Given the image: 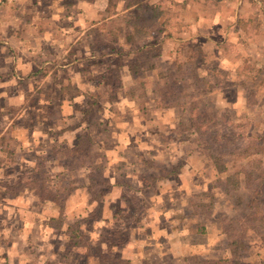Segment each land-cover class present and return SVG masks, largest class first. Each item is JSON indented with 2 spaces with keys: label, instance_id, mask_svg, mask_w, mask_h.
<instances>
[{
  "label": "rangeland",
  "instance_id": "rangeland-1",
  "mask_svg": "<svg viewBox=\"0 0 264 264\" xmlns=\"http://www.w3.org/2000/svg\"><path fill=\"white\" fill-rule=\"evenodd\" d=\"M7 1L14 5L19 0ZM105 1L97 0V3L103 7ZM126 1L121 0L118 7L123 9ZM134 1L136 4L129 10L131 16L140 12L138 4H145V9L149 12L150 5L156 0ZM172 1L170 3V0H164V4L174 11L171 16L172 24L167 25L164 32H159L157 29L162 18H157L151 28V35L143 40L152 47L142 61L146 69L137 77V81L145 82V112H140V101L136 98L127 100L120 96L112 104H101V111H106L109 115L104 121L112 126L107 129V141L100 140L96 147L104 153V148L120 146V158L114 164L108 166L104 154L107 164L105 172L111 178L114 177V182L121 188L119 195L105 197L99 202L83 201L80 206L76 201L79 198L72 201L70 206L65 199L60 212L59 197L41 201L32 194L31 189L8 193L0 184V264H96L97 255L106 251L107 239L112 230L126 228L125 224L112 217L117 209L132 214V218L126 228L128 240L114 246L111 254L130 259L131 264H186L183 258L190 254L216 257L227 254L226 223L229 218L240 216L244 209L233 206L224 193L217 192L207 218L191 213L194 209L192 203L196 200L194 195L206 188V183L215 173L202 149L194 141V134L185 128L188 122L187 109L181 106L162 108L159 105V93L155 89L157 72L167 69L171 61L182 60L183 40L192 39L206 52L207 59L200 64L197 76L185 75L187 86H183L184 80L180 81L178 91H187L202 109L215 111L221 129L242 135L243 139L254 135L264 136V68L256 73L264 65V25L260 28L257 16L258 10L262 14L263 8L258 7L259 3L256 1L264 3V0H252L255 4L251 3V9L245 11L247 15L237 18L245 23L252 39L246 42L234 31L228 36L230 40L223 43L218 42L222 35L218 29L214 31L215 22L207 19L210 17L201 19L196 15L201 11L214 13L218 0ZM229 2L232 3L227 4V13L237 10L240 14V6L236 4V0ZM26 3L27 0H24L23 4L18 3L14 7L17 11L24 12ZM19 4L24 8L18 10ZM7 9L4 12L5 9L0 7V50L1 46L6 47L0 51V135L4 133L11 137L10 147L22 169L32 171L44 166L52 178L51 182H54L56 173L61 169L59 159L62 153H55L53 145L59 149L65 145L57 137L54 142L49 137H43L40 141V137H36L35 145L38 146L29 152L23 149L26 144L20 142L29 133L19 135L14 128L17 124L29 123V120L40 125L45 117L43 114L36 117L35 112L46 109L60 111V101L49 100L48 103L37 99V87L42 83L40 77L45 70H50L39 65L47 57L45 54H36L34 59L38 63L31 72H36L35 85L28 83L26 78L30 69L13 68L12 54L19 47V35L9 36L4 32L8 25L2 18L4 13L15 11L12 6L10 10ZM194 17L197 19H193ZM238 20L228 18L226 30L232 31L236 25L240 26ZM10 22L13 24L12 19ZM41 22L43 29H55L50 21ZM30 34V28H25V38ZM100 41L104 49L114 45L109 37H103ZM157 52L159 55L154 56ZM20 54L24 59L30 55L27 51ZM101 60L106 62L108 58ZM93 61L97 63L98 60L95 58ZM126 61L127 58L121 60L123 63ZM91 70L97 71L88 67L87 75H92ZM122 75L123 79L130 80L125 68ZM204 81L214 85L210 91H205L209 86ZM137 85L135 81L127 87L136 86L137 94L140 92ZM48 87L49 85L44 84L40 86L43 89ZM20 89L25 91L23 95L16 93ZM27 89H31L30 92ZM92 91H101V88ZM248 93L251 101H247ZM24 111L32 113L27 120L24 116L19 117ZM119 111L129 121L128 127L120 126L117 119ZM131 114L135 116V120H131ZM54 119L60 120L59 116ZM108 119H112V123ZM30 135L33 137V134ZM121 140L127 141L124 147ZM42 143L45 147L40 148ZM0 155L4 154L0 152ZM24 155L28 159L36 156L37 160H34L35 163L24 160L20 163L18 158H23ZM143 159H147V162ZM6 161L1 162L0 182L14 180L15 174L6 175L4 170L16 163H5ZM178 162L181 166L177 168L176 174L165 176L166 171ZM81 171L73 170L77 180L81 178ZM240 193L244 198L247 195L243 190ZM53 217L57 220L53 221ZM58 224L60 226L57 227ZM245 240L247 249L241 256L242 259L245 262L262 260L264 240L252 231L247 232ZM76 241L78 245L73 244Z\"/></svg>",
  "mask_w": 264,
  "mask_h": 264
},
{
  "label": "trees",
  "instance_id": "trees-1",
  "mask_svg": "<svg viewBox=\"0 0 264 264\" xmlns=\"http://www.w3.org/2000/svg\"><path fill=\"white\" fill-rule=\"evenodd\" d=\"M172 2L170 0V3ZM132 4H136V1L129 0L127 6ZM144 5L138 4L140 12L134 16H128L125 13L116 14L115 0H107L101 21L91 22L94 46L101 49L100 40L103 37H109L114 45L112 48H105L107 52L103 53L108 58L105 70L91 76L87 75L89 76L88 81L96 82V88H101V91L84 92L86 97L84 107L74 104L80 113L78 124H84L82 131L77 134L72 145H66L61 149L53 145L55 153H62L59 159L61 169L56 173L54 182H51L52 178L44 166L34 168L32 171L22 169L14 158V150L10 147L11 137H7L4 133L0 135V152L4 154L0 155V166H2L1 162L6 159L8 162L16 163L10 169L4 170L6 175L15 174L12 182L6 180L0 182L6 192L15 193L31 189L34 196L41 201L59 197L60 212L65 199L79 186L85 188L90 202H99L110 192L115 182L105 175V155L96 147V144L103 140L107 133L105 122L98 116L101 104L104 102L112 104L120 92H125L130 98L139 99L140 112H145L144 102L147 98L144 89L145 82L144 80L137 81V77L145 71L146 67L142 61L152 47L143 40L151 35V28L157 18H162L157 30L164 32L167 25L171 23V16L174 13L170 6L164 4V0H156L152 3L149 12ZM238 23L247 32V26L241 19ZM182 46L184 47L183 59L171 61L167 69H160L157 72L155 89L158 90L159 105L162 108L181 106L187 109L188 122L185 128L194 134V141L202 149L215 173L206 183L205 190L194 195L196 200L192 203L194 209L191 213L201 214L207 218L217 192L224 193L233 206H241L244 209L240 216L229 218L226 223L227 254L225 256L190 254L184 256L183 259L186 264H264V256L262 260L250 262H245L241 257L247 249L245 238L248 231L258 234L264 240V136L254 135L243 139L242 135L221 129L215 111L202 109L199 102L187 91L182 93L178 91L180 81L184 80L183 86H187L185 75L197 76L200 64L207 59L206 52L192 39L183 40ZM137 54L139 55L136 57ZM158 55L159 52L154 53V56ZM126 58L125 63L121 62ZM124 65L127 66L131 80L136 81L137 86L140 87V92L137 94L135 93L136 86L127 87L124 84L122 75ZM263 68L264 65L260 66L256 73H260ZM58 81L61 85V92H68L72 97L74 91H78L71 81L64 83L62 78ZM206 84L209 87L205 91H210L214 86L208 82ZM246 96L247 101H251L249 93ZM66 128L67 126L62 127L54 134L59 135ZM230 156H233L232 159H228ZM143 160L147 162V159ZM180 166L179 162L172 165V168L164 175L176 174ZM75 169L82 170L81 179L75 178L76 175L73 173ZM242 190L247 194L245 198L240 193ZM112 217L125 224L127 228L132 214L117 209ZM52 220L57 219L53 217ZM126 228L112 230L110 238L107 239L106 251L97 255L96 264H131L130 259L115 257L111 254L114 246L128 240ZM201 228L204 229V227ZM73 244L78 245L79 243L76 241Z\"/></svg>",
  "mask_w": 264,
  "mask_h": 264
},
{
  "label": "crops",
  "instance_id": "crops-1",
  "mask_svg": "<svg viewBox=\"0 0 264 264\" xmlns=\"http://www.w3.org/2000/svg\"><path fill=\"white\" fill-rule=\"evenodd\" d=\"M107 1V0H106ZM106 1L104 6H100L97 3V0H66L63 2V0H27V3L24 7H26V11H17L14 6H17L18 3H24V0H19L17 3L14 2V5H11L9 1L7 0H1L0 1V7L4 8L6 12L7 10H10V6L14 8L15 11L10 13V11H7V13L3 15L2 18H4L7 21V26L5 28V33L10 35H19L17 37L18 42V54H16L17 50L14 49L12 61H13V68L16 69H30L28 73H26V78L28 83H32V85H35V77L36 72L31 73L32 70L38 66V63L34 62V59L39 54H45L47 57L44 58L39 65L42 67H47L50 70L44 71L40 78H42V83L37 87V99L41 101H49V100H59L60 103H58V107L60 108V111H52V109H49L46 111H36L35 116L38 117L41 114L44 115V120L39 125L38 123L31 122L29 120V123H22L20 125H16L14 128L18 134H27L29 135L24 139L23 136L21 143H25L26 145L23 146V149H26L27 151L31 152L33 148H35L36 144V137L39 138V141L42 140L43 137H49L51 142H54L55 138L57 137L60 142H62L65 146L66 145H72L74 143L75 137L77 134L82 131L84 124H78V121L80 119V113L79 110L74 107V104L78 105L79 107H84L86 105V97L84 96V92L92 91L96 88L97 83L94 81H88L86 75L89 74L86 69L94 68L97 71L91 70L92 75L96 74V72H103L107 66L108 60L106 62L103 60L100 61V59H105L107 56L103 55L104 52H107L106 49H100L96 48L93 43V34L91 32L92 23L96 21H101L103 16V10L106 6ZM123 1V0H122ZM204 1V0H202ZM230 0H218L216 6L217 8L214 10V13L207 14L204 12H197L196 15L201 19H210V21L215 22V29H218V32L222 35V38L218 41L219 43H223L225 40H230L228 36L231 35L232 32L239 34L240 37H243V40H246V42L250 41L251 34L247 33L244 28L241 26L236 25V28H232V31L226 30L225 27L228 25V18H233L234 21L238 20L237 18H243V16L247 15V10L249 8L251 9V3L255 4L252 0H236V4L240 6L238 13L237 10H233L231 13H227V4L229 5ZM263 1V0H262ZM121 0H115L117 11L116 14L125 13L128 16H131L129 14V10L134 7L135 4H132L130 6H127L129 0L126 1L125 6L122 8H119ZM259 3L258 7L263 8L262 14L259 12L261 10H258L257 16L259 20L260 28L263 27L264 21L262 20L264 18V3L261 1H256ZM22 4L18 5L19 8H24ZM224 4V5H223ZM60 5V6H57ZM65 5V6H64ZM68 5L69 7L67 8ZM60 7V8H57ZM239 8V7H238ZM62 11H61V10ZM122 9V10H120ZM237 9V8H236ZM259 9V8H258ZM59 10V11H55ZM247 11V12H245ZM19 12H22V14H19ZM127 12V13H126ZM245 12V13H244ZM24 13V14H23ZM201 15H200V14ZM260 13V14H259ZM206 17V18H205ZM12 19L13 24H11L10 20ZM193 19H197V17H194ZM50 21L52 24L55 25V29L46 28L43 29V25L41 21ZM23 21L22 23L18 24V22ZM221 26V28H220ZM25 28H30L31 34L25 38L24 32ZM220 30V31H219ZM56 32V33H54ZM61 35L62 37H58V35ZM230 34V35H229ZM250 34V35H249ZM7 35V36H8ZM8 36V37H9ZM149 37V36H148ZM245 37V38H244ZM248 37V38H247ZM250 37V38H249ZM6 42V41H5ZM5 47V46H3ZM1 46V50H4ZM23 47V48H20ZM6 49V47H5ZM27 51L28 58L24 59L20 52ZM37 54V55H36ZM97 58L98 61L95 63L93 60ZM127 70V66L124 65L122 67V71ZM35 75V76H32ZM62 78L63 82L66 83L67 81H71L72 84L76 86V90L74 91V96L71 97V94L68 92H61L60 91V83L58 79ZM130 80L123 79L124 84L127 86L128 84L132 83L130 74H129ZM66 81V82H65ZM49 85L48 88L43 89L40 88L41 85ZM39 88L41 89L39 91ZM29 92L31 89H27ZM17 91V90H16ZM25 91L20 89L16 93L19 95H23ZM125 97L127 100H133L134 98H130L125 94V92H120L118 97ZM116 98V99H117ZM49 103V102H48ZM47 103V104H48ZM109 112V111H107ZM121 111H119L120 113ZM60 114V115H57ZM118 113V114H119ZM32 113L30 111H24L19 117H27L29 118ZM39 114V115H38ZM101 115L103 117H101ZM55 116H59V121H57ZM101 120L104 121V118H108V113L106 111H100L99 115ZM132 119L135 120V116L131 114ZM118 121H120V126H129V121H127V118H125V114H121L117 117ZM109 122L112 123V119H108ZM117 121V120H116ZM105 124L107 121H104ZM126 122V123H125ZM117 123V122H116ZM34 124H37L36 126ZM110 124V123H109ZM107 125V129L112 126ZM119 123H117L118 125ZM125 124V125H124ZM39 126V127H38ZM67 126L66 130H64L61 134L55 135L54 132L62 127ZM124 129V128H123ZM126 130V129H125ZM33 134V137L32 135ZM18 135V137H20ZM108 137L106 136L103 141H107ZM123 139V138H122ZM122 146H125L126 140H121ZM100 143V142H98ZM97 143V144H98ZM96 144V146H97ZM41 147H45L42 143ZM99 150V149H98ZM100 151V150H99ZM39 154V152L37 153ZM104 154L107 158V164L108 166L111 164H114L116 160L120 158V146L117 145H111L107 148H104ZM16 155V154H15ZM25 156V155H24ZM32 158V157H31ZM20 159V163L24 160L25 162L35 163L34 160L36 159V156L32 159H28L27 156ZM17 160V159H16ZM34 161V162H33ZM106 164V165H107ZM81 171V170H79ZM82 171H81V178H82ZM105 175L109 177L114 182V177H110L106 172ZM80 178V179H81ZM121 188L118 184H114L112 186V189L110 192L105 196L106 198H111L114 194V196L119 195ZM202 190H205L203 188ZM33 194V191H32ZM76 198H79L76 200ZM83 200H82V199ZM78 201L79 206L82 204V202L86 201L88 202L89 196L85 190L84 187L79 186L74 191L70 193V195L66 198V204L68 206L71 205L72 201ZM83 202V203H84ZM81 203V204H80ZM89 203V202H88ZM65 204V203H64Z\"/></svg>",
  "mask_w": 264,
  "mask_h": 264
},
{
  "label": "built area",
  "instance_id": "built-area-1",
  "mask_svg": "<svg viewBox=\"0 0 264 264\" xmlns=\"http://www.w3.org/2000/svg\"><path fill=\"white\" fill-rule=\"evenodd\" d=\"M1 1V0H0Z\"/></svg>",
  "mask_w": 264,
  "mask_h": 264
}]
</instances>
